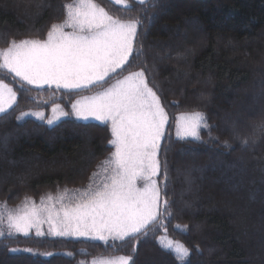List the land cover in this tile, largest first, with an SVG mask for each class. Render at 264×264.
I'll use <instances>...</instances> for the list:
<instances>
[{"label": "trees", "instance_id": "1", "mask_svg": "<svg viewBox=\"0 0 264 264\" xmlns=\"http://www.w3.org/2000/svg\"><path fill=\"white\" fill-rule=\"evenodd\" d=\"M94 1L117 18L142 21L136 51L122 70L88 90L26 84L23 90L19 78L0 70V80L18 94L17 104L0 116V213H6L5 203L15 210L65 189L67 196L79 195L113 150L107 123L70 118L49 126L17 117L32 109L49 112L59 102L71 108L76 98L143 70L169 116L159 154L162 197L172 213L167 232L150 227L146 235L111 243L2 236L0 264H90L118 254L132 255V264H183L162 247L164 234L191 250L184 264H264L257 252L264 240V99L252 95L264 90V0H129L130 10L112 0ZM71 2L0 0V50L12 40L46 39L51 25L66 19ZM240 107L250 108L241 113H247L245 121L261 118L255 132L237 127L233 133L225 125ZM194 112L203 113L209 127L200 129L199 140L178 138L176 118ZM238 137L245 150L235 158ZM216 142L226 149H213Z\"/></svg>", "mask_w": 264, "mask_h": 264}, {"label": "snow or ice", "instance_id": "2", "mask_svg": "<svg viewBox=\"0 0 264 264\" xmlns=\"http://www.w3.org/2000/svg\"><path fill=\"white\" fill-rule=\"evenodd\" d=\"M114 2L131 8L128 0ZM135 2L144 4L146 0ZM65 8L66 19L53 23L46 39L12 40L7 48L0 50V70L19 78L21 89L27 90L24 89L26 84L36 88L88 90L123 69L136 51L138 26L142 23L139 18L114 17L94 0H72ZM66 28L71 31H65ZM16 103L17 91L0 80V115L7 114ZM72 108L78 119L111 123L113 138L109 144L115 151L90 178V181L95 180L103 174L101 182L95 188L90 182L87 190L79 195L74 193L75 203L64 202L69 191L65 189L55 201L60 205L58 209L55 204L37 207L26 202L23 207L9 211L5 203L8 234L27 235L29 229L35 228L36 235L42 236L40 225L45 219L53 235L90 237L105 242L109 239L124 241L141 233L146 235L150 227L166 233L165 221L172 213L169 201H161V189L155 177L160 172L157 157L168 114L160 97L149 87L145 72H131L105 90L85 97L84 102L77 101ZM52 111V118L46 119L43 112L37 111L22 112L17 119L33 115L52 125L69 115L59 105ZM176 119V134L180 139L199 140L200 129L209 127L201 112L181 114ZM138 181L143 182L141 187L137 186ZM52 199L48 197L49 201ZM4 218V213H0V223ZM4 235L0 230V237ZM160 243L182 260L186 261L191 255L188 247L167 239L166 235L160 237ZM132 261L133 256L127 255L102 261V264H132Z\"/></svg>", "mask_w": 264, "mask_h": 264}, {"label": "rangeland", "instance_id": "3", "mask_svg": "<svg viewBox=\"0 0 264 264\" xmlns=\"http://www.w3.org/2000/svg\"><path fill=\"white\" fill-rule=\"evenodd\" d=\"M112 1H114V0H112ZM147 1V0H146ZM95 2V1H94ZM95 3H97V2H95ZM128 3L130 4V2H129V0H128ZM98 4V3H97ZM121 6H124L125 7V5H121ZM102 7V6H101ZM106 10V9H105ZM107 11V10H106ZM109 13V12H108ZM110 14V13H109ZM111 15V14H110ZM115 17V16H114ZM65 31H71V29H68V28H66L65 29ZM196 34V33H195ZM201 37L202 36H200V34H198L197 35V39H201ZM197 41V40H196ZM130 58L131 57H129V60H130ZM126 65H124L123 66V68L125 67ZM120 70H122V69H118L117 70V73L120 71ZM137 71H143V70H137ZM137 71H134V72H137ZM116 73H114V74H112L111 76H113V75H115ZM130 74V73H129ZM129 74H126L125 76H127V75H129ZM125 76H123L122 78H119V79H123ZM145 78H146V75H145ZM107 79H109V78H106V80ZM118 80V79H117ZM146 80H147V78H146ZM116 82V81H115ZM114 82V83H115ZM147 82H148V80H147ZM6 83V82H5ZM103 83V82H102ZM113 83V84H114ZM148 84H149V82H148ZM9 86L10 87H13V86H11L10 84H9ZM44 87H46V86H44ZM52 87H55V86H52ZM149 87H152L150 84H149ZM13 89H14V87H13ZM15 90V89H14ZM64 90H66V89H64ZM103 90H105V89H103ZM103 90H100V91H98V92H101V91H103ZM154 90V89H153ZM67 91H74V90H67ZM155 91V90H154ZM98 92H95V93H92V94H85V95H82V96H80V97H78V98H76L73 102H72V104H71V108H67L66 107V105L63 103V102H59V103H55V104H53L51 107H50V111L49 112H47V111H45V110H35V109H32V110H28V111H25V112H29V113H31V112H43V114H44V116H45V118L47 119V118H52V116H53V111H52V109H53V107L55 106V105H59L60 106V109H62L63 111H65V112H68L69 113V115L68 116H64V117H61L60 119H58V120H56L52 125H49V126H54V125H56V124H58V123H60L61 121H63V120H66V119H70V118H73V119H75V120H77V121H80V122H100V121H97V120H95V119H92V118H90V119H88V120H82V119H78L76 116H75V114H74V112H73V108H72V105L73 104H75L77 101H81V102H84V98L85 97H91V96H93V95H95L96 93H98ZM156 92V91H155ZM158 95V94H157ZM253 97H254V99H264L263 98V96H264V90H260V89H258L257 91H255L253 94ZM161 100V99H160ZM17 101H18V94H17ZM254 103H255V100H254ZM17 104V103H16ZM15 104V105H16ZM162 104V103H161ZM256 104V103H255ZM14 105V106H15ZM262 105V104H261ZM13 106V107H14ZM163 106V105H162ZM258 108H260V104L257 106ZM262 107V106H261ZM264 107V106H263ZM242 107H240V109H241ZM248 109H250L249 107H248ZM247 108H245V109H241V111L238 113V114H234V116L235 117H232V118H234V119H231V117L230 118H226V120L224 121L225 122V125L227 126V128L230 130V131H232L233 133L234 132H236L235 130H237L236 128L237 127H243V128H246L247 127V134L248 133H252V132H255L256 131V129H257V126H259L260 125V123L258 124L257 122H259V120H261V118L259 119V118H255L254 120H250V118L248 119V120H246L245 121V117H246V115H247V113H246V115H242L241 113H245L244 111H247L248 110ZM261 109V108H260ZM11 110V109H10ZM9 110V111H10ZM166 111V110H165ZM167 112V111H166ZM168 114V113H167ZM182 114H190V113H182ZM181 114H179L178 115V117L180 116ZM239 115H241L242 117H240ZM1 116V115H0ZM258 117H260V115L258 116ZM27 118H34V119H36V120H39V121H41V122H45V123H47L46 122V119H44V120H41V119H39V118H37L36 116H33V115H28V116H25L23 119H27ZM237 118H241L245 123L242 125L241 124V122H240V124L239 123H236L235 122V120L237 119ZM257 119V120H256ZM255 120H256V122H255ZM255 122V123H254ZM100 123H102V122H100ZM168 123H169V116H168ZM168 123L166 124V126H165V133H166V129H167V126H168ZM107 124H109L110 126H111V123L110 122H107ZM239 125H241V126H239ZM249 126V127H248ZM251 128H254V131H251ZM176 133H177V129H176ZM165 136V135H164ZM176 136H177V134H176ZM239 136V135H238ZM113 138V137H112ZM164 138V137H163ZM163 138L161 139V142H160V147H161V144H162V141H163ZM188 138H191V137H188ZM186 139V138H185ZM240 139V140H239ZM241 139L242 138H237L236 140H234V143L236 144V148H237V152H236V150L234 151H232L231 150V152H235L234 153V155H233V157H235V158H238V155H236V154H240V153H238V152H241V154L243 155V152H244V150H245V146L243 145V144H241ZM254 139V138H253ZM110 145V144H109ZM112 146V145H111ZM244 146V147H243ZM226 149V147L223 145V144H221V143H219V142H216V144L214 145V147H213V149H215V150H217V149ZM235 148V149H236ZM115 151V148L113 147V150L108 154V156L107 157H105L104 159H103V161L104 160H106V159H108L109 157H111V154L113 153ZM159 154H160V149H159V152H158V160H159ZM102 161V162H103ZM160 161V160H159ZM99 169L97 168L96 169V171L95 172H97ZM94 172V173H95ZM102 176H103V174H101V176H98V177H96L95 178V180H93L92 181V185H93V188H95V186H96V184L97 183H100L101 182V180H102ZM159 177H160V172L158 173V175L155 177V179H156V181H157V184H158V186L160 187L161 185H160V180H159ZM142 184H143V182L142 181H138L137 182V186L138 187H141L142 186ZM160 189H161V187H160ZM61 195H58V196H51L53 199L51 200V201H49L48 200V197H46V198H43L41 201H39V202H31V203H29L28 205L29 206H31V205H35V206H37V207H46V206H50V205H52V204H55V207L58 209L59 207H60V205L59 204H56L55 203V201L60 197ZM73 196V195H72ZM72 196H66L65 197V203H75L76 201L74 200V199H72ZM164 200V198L162 197V190H161V201H163ZM43 202V203H42ZM163 207V205L161 204V208ZM21 208V207H20ZM18 209V208H17ZM16 210V209H15ZM10 211H12V210H10ZM5 215H7V213H4ZM46 213H45V217H46ZM5 218H6V216H5ZM0 230H2V231H4L5 232V235L4 236H14V235H23V236H30V235H35L36 237H40V238H42V237H47V238H61V237H63V238H69V239H86V240H97V241H101V240H98V239H92V238H90V237H78V236H72V235H69V236H56V235H53L52 233H51V231H50V228H49V223L47 222V220L45 219L44 220V222H42L41 223V225H40V230L44 233V235H42V236H37L36 235V230H35V228H32V229H29V231H28V234L27 235H25V234H23V233H16V232H13L11 235H9L8 234V232H7V221L5 222V224H2V225H0ZM166 234H164V235H162V236H165ZM161 236V237H162ZM166 237H167V239H169V240H172V241H174V242H179V243H181V244H183V245H185L183 242H181V241H179V240H175V239H173V238H171V237H169L168 235H166ZM264 239V238H263ZM101 242H104V243H111V242H113V240L112 239H109L107 242H105V241H101ZM186 246V245H185ZM259 251H262V254L261 255H263L264 256V240H263V242H262V244H260L259 245V247H258V250H257V252H259ZM119 256H127L126 254H118V255H110V256H98V257H94L93 259H92V261L90 262V264H93V261H96L97 262V264H102V261H105V260H108V259H111V258H115V257H119ZM180 261H181V263H183L184 264V262L186 263V262H188V258H187V260L185 261V260H182V259H180Z\"/></svg>", "mask_w": 264, "mask_h": 264}]
</instances>
